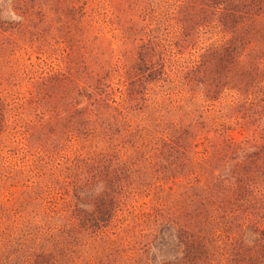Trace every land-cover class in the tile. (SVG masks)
<instances>
[{
    "label": "trees",
    "instance_id": "obj_1",
    "mask_svg": "<svg viewBox=\"0 0 264 264\" xmlns=\"http://www.w3.org/2000/svg\"><path fill=\"white\" fill-rule=\"evenodd\" d=\"M160 2L0 0V84L26 79L32 90L25 103L41 110L37 121L15 124L20 147L10 150L31 163L0 172V191L8 196L0 202V264H264V0ZM89 7L123 39L136 11L170 30L178 48L198 27L229 36L185 72L188 108L198 87L208 102L235 93L229 116L260 142H238L224 123L190 119L195 109L182 114L187 123L162 129L132 124L146 101L138 90L145 76L136 68L149 64L147 78L160 80L171 44L142 43L137 64L94 75L88 55L77 56L70 40L75 71L36 82L16 53L25 45L44 49L53 30L58 39L65 29L87 34ZM111 72L121 80L115 89ZM82 77L88 85H79ZM5 101L0 97V129ZM72 142L105 150L66 157ZM143 199L148 203L136 206ZM19 222L24 228L16 229Z\"/></svg>",
    "mask_w": 264,
    "mask_h": 264
},
{
    "label": "rangeland",
    "instance_id": "obj_2",
    "mask_svg": "<svg viewBox=\"0 0 264 264\" xmlns=\"http://www.w3.org/2000/svg\"><path fill=\"white\" fill-rule=\"evenodd\" d=\"M153 1L156 4H161V0ZM90 9V7L87 8V15L84 17L83 22L87 26V34L85 32L82 34V31L74 29L68 32L65 29L64 38L58 39L59 32L53 30L48 35V44L44 49L40 50L37 47L29 48L25 45L26 47L23 46V49L16 53L14 59L18 60L22 65H27L31 68L35 72L34 75L37 82L40 77H47L57 72H66L69 69L75 71L74 61L71 60L72 56H68L69 48H71L70 40H73L75 43L77 56L82 53L80 56L84 60V56L88 55L85 63L93 71L94 75H103L106 70L111 69L115 65L123 67L126 64H137L135 51L142 43L151 41L164 45L171 44L169 45L171 53L170 56L166 57L164 65L165 74L160 80L151 81L155 75L147 78L149 75L148 71H150L147 70L149 69V64L146 66L140 65L141 67L137 66L136 68V73L145 76L140 82L138 90L144 95L146 101L143 105L144 108L131 116L132 124L150 128L156 125L162 129L170 123L178 122L179 120H184L187 123V117L182 114L192 112L195 109L196 112L192 113L190 119L198 116V121L202 119L209 124L224 123L229 128L227 133L232 135L238 142L248 141L250 144L260 142L258 135H253V133L236 126L235 120L229 116L227 111L228 106L232 100L238 99L235 93L223 95L217 102H208L205 101L203 93L198 87L196 99L193 101L191 108H188L192 92L183 86L185 72L195 63L199 64L202 55L208 49L221 45L229 36H225L217 30H203L201 27H198V35L182 48H178L173 45L176 38L170 30H163L162 27L158 30L159 25L148 19L142 20L139 17V11H136L134 13V25L130 38L123 39L119 30H115L109 24L103 23L98 17L89 15ZM156 36L157 38H154ZM79 40L82 41L78 44ZM83 43H85L86 48L82 52L80 51V46ZM82 69L83 65L80 67V70ZM119 79L117 74L111 72L108 84L111 88L115 89L118 86V81H121ZM88 81L89 79L82 77L79 85H88ZM91 83L94 84V81H91ZM119 87L125 91L124 86L122 87L120 84ZM31 90V85L26 79L15 87L6 86L5 83L0 84V97L2 99L6 98L5 103L9 104L4 114V129H0V172L8 171L11 168L18 169L20 168L18 165L27 166L29 161L30 163L32 161L31 157H28L29 161L22 164V155L20 153L14 155L10 152L11 149L14 150L20 147L18 137L14 136V133L18 130L15 124H23L27 121L34 122L40 116V108H37L35 111L25 103L30 96ZM12 101L18 103L16 104L17 106L23 103L24 109L18 112L17 108L14 107L15 104L8 103ZM44 109H46V106ZM103 150H105V147L102 144L97 147L96 145L82 147L80 143L72 142L66 145L63 155L71 158L76 155L87 157L93 156ZM22 190L23 188L19 187L17 192H21ZM6 197H8L7 193L0 191V202H5ZM142 202L148 203V199L137 202L136 206H139ZM2 227L4 225H0V231ZM21 228H24V225L22 222H19L16 225V229Z\"/></svg>",
    "mask_w": 264,
    "mask_h": 264
}]
</instances>
